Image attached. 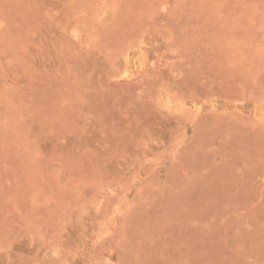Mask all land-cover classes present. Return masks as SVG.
<instances>
[{
	"label": "rangeland",
	"instance_id": "1",
	"mask_svg": "<svg viewBox=\"0 0 264 264\" xmlns=\"http://www.w3.org/2000/svg\"><path fill=\"white\" fill-rule=\"evenodd\" d=\"M0 264H264V0H0Z\"/></svg>",
	"mask_w": 264,
	"mask_h": 264
},
{
	"label": "bare ground",
	"instance_id": "2",
	"mask_svg": "<svg viewBox=\"0 0 264 264\" xmlns=\"http://www.w3.org/2000/svg\"><path fill=\"white\" fill-rule=\"evenodd\" d=\"M124 74V73H123Z\"/></svg>",
	"mask_w": 264,
	"mask_h": 264
}]
</instances>
